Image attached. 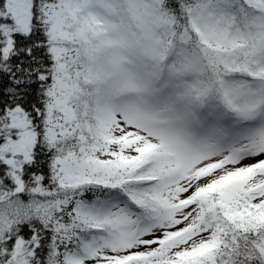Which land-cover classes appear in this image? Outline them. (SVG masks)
<instances>
[{
	"label": "snow or ice",
	"instance_id": "snow-or-ice-1",
	"mask_svg": "<svg viewBox=\"0 0 264 264\" xmlns=\"http://www.w3.org/2000/svg\"><path fill=\"white\" fill-rule=\"evenodd\" d=\"M0 264H264V0H0Z\"/></svg>",
	"mask_w": 264,
	"mask_h": 264
}]
</instances>
